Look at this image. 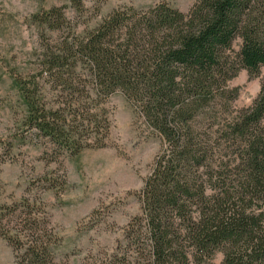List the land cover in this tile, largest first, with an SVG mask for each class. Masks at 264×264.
Returning a JSON list of instances; mask_svg holds the SVG:
<instances>
[{
  "label": "trees",
  "instance_id": "trees-1",
  "mask_svg": "<svg viewBox=\"0 0 264 264\" xmlns=\"http://www.w3.org/2000/svg\"><path fill=\"white\" fill-rule=\"evenodd\" d=\"M34 20L38 62L12 83L44 154L103 146L116 92L160 138L140 213L106 264H211L218 252L222 264H264V77L238 109L228 84L264 65V0H195L186 13L119 6L84 28L52 6ZM34 202L0 203V236L13 264H56L57 234Z\"/></svg>",
  "mask_w": 264,
  "mask_h": 264
},
{
  "label": "rangeland",
  "instance_id": "rangeland-1",
  "mask_svg": "<svg viewBox=\"0 0 264 264\" xmlns=\"http://www.w3.org/2000/svg\"><path fill=\"white\" fill-rule=\"evenodd\" d=\"M0 0V203L29 197L46 211L58 237L56 264H106L133 216L140 213L139 192L160 149V138L144 125L125 97L116 92L105 102L110 131L100 147L78 153H43L21 124L22 103L12 83L37 64L40 31L34 15L52 6L81 28L93 27L119 6L137 10L164 1L186 13L195 0ZM236 39L233 50L239 49ZM264 77V65L249 79L240 69L229 82L239 87L233 106L249 105ZM216 253L211 264H222ZM11 244L0 236V264H13ZM119 264V263H118Z\"/></svg>",
  "mask_w": 264,
  "mask_h": 264
}]
</instances>
